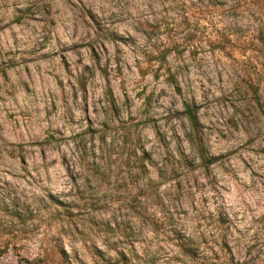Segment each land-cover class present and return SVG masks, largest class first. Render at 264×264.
I'll return each instance as SVG.
<instances>
[{
  "label": "rangeland",
  "instance_id": "rangeland-1",
  "mask_svg": "<svg viewBox=\"0 0 264 264\" xmlns=\"http://www.w3.org/2000/svg\"><path fill=\"white\" fill-rule=\"evenodd\" d=\"M0 264H264V0H0Z\"/></svg>",
  "mask_w": 264,
  "mask_h": 264
},
{
  "label": "trees",
  "instance_id": "trees-1",
  "mask_svg": "<svg viewBox=\"0 0 264 264\" xmlns=\"http://www.w3.org/2000/svg\"><path fill=\"white\" fill-rule=\"evenodd\" d=\"M182 114L188 123V130L186 132V139L192 150L195 152V156L201 161L203 160V154L201 151V137L197 129L196 109L190 105H184ZM121 260L123 255L119 253Z\"/></svg>",
  "mask_w": 264,
  "mask_h": 264
}]
</instances>
